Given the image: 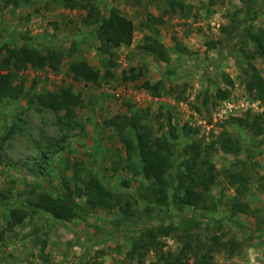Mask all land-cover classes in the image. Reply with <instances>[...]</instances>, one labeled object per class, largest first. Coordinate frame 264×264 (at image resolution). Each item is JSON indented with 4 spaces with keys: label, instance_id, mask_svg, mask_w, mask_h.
<instances>
[{
    "label": "rangeland",
    "instance_id": "rangeland-1",
    "mask_svg": "<svg viewBox=\"0 0 264 264\" xmlns=\"http://www.w3.org/2000/svg\"><path fill=\"white\" fill-rule=\"evenodd\" d=\"M95 4L101 16L115 7L133 24L132 42L113 48L111 56L97 51L96 25L85 23L83 8H65L62 0H25L18 7H3L0 0V70L3 45L26 43L41 52L64 53L55 71L11 69V80L20 88L16 97L0 102V191L7 198H0V264H121L131 241L144 228L160 223L179 227L163 238L167 250L179 249L184 230L203 240L217 234L232 251L216 252L215 264H264V135L255 136L245 122L235 120L264 117V111L241 105L254 100L246 86L251 78L248 60L264 76V59H248L255 46L247 41L249 31L264 29V0H95ZM150 15L163 22L148 23ZM148 37L163 44L166 61L144 48ZM80 58L101 75L109 68L112 76L93 83L73 79L68 66ZM140 70L143 73L135 80L123 78L124 73L129 77ZM144 81L157 84L158 94L145 89ZM66 85L76 96L71 116L36 97ZM217 90L229 94L217 99ZM224 101L238 107L218 117ZM131 114L142 116L155 135L166 133L170 125L177 129L166 205L150 203V181L139 172L136 152L127 159L119 135L104 124L115 115ZM224 131L239 140L240 152L226 153L215 143ZM195 138H201L202 152L217 172L205 205L197 208L179 205L175 199L176 175L186 158L183 148ZM230 172L240 173L247 182L231 185ZM90 174L129 201L133 216L121 220L116 204L91 209L83 195L73 196L77 208L71 221L30 211L22 223L6 228L8 210L22 209L30 189L54 194L64 188L63 177L74 188L81 186L77 177ZM234 200L248 204L251 213H233ZM115 219L119 221L114 223ZM155 258L150 252L146 259Z\"/></svg>",
    "mask_w": 264,
    "mask_h": 264
},
{
    "label": "trees",
    "instance_id": "trees-1",
    "mask_svg": "<svg viewBox=\"0 0 264 264\" xmlns=\"http://www.w3.org/2000/svg\"><path fill=\"white\" fill-rule=\"evenodd\" d=\"M22 1L25 0H2V6L18 7ZM82 1L83 3H80L79 0H62V4L65 8L71 10L77 7L87 10L84 21L86 24L96 25L97 51L111 56L113 48L129 45L132 42L133 24L129 19L122 16L117 8L111 7L106 16H101L95 0ZM179 5L181 4L179 3ZM149 22L153 24L161 23L163 19L150 15L148 17ZM248 34L247 41H252L255 46L254 53L249 54L248 59L251 61L255 56L264 59V29L261 28L257 32L249 31ZM214 45L215 43L212 41L210 47H214ZM3 48L6 53L1 60L3 68L0 70V102L7 97H16V92L18 93L20 88L14 86L11 80V69L19 71L30 64L34 68H50L55 71L64 56V53L55 50L41 52L26 43L15 47L3 45ZM144 48L158 60L166 61L164 46L157 38L148 37ZM109 64H112L110 60ZM3 69H6V72H3ZM68 71L73 79L92 83L97 82L100 77L109 78L112 76L109 68L101 75L99 70L93 68L83 58L71 61ZM248 71H250L251 78L246 83L247 90L254 100L264 101L263 74L249 60ZM142 73L140 70L138 73H132L129 77L124 73L123 78L125 80H135ZM224 79L231 83L229 76L225 75ZM142 86L152 91L153 95L158 94L157 84L152 85L149 81H144ZM228 94L227 90L216 91L217 99H225ZM36 97L40 103L50 109L64 110L68 116L72 115L73 106L76 104V96L71 92L68 85L61 87L58 92H41ZM205 102H207V99H204ZM141 117L138 114H131L130 116L115 115L113 118L106 120L104 124L112 126L119 135L127 159H131L136 152L140 166L139 172L145 179L150 181V203L153 205H166L169 202V187L172 185V181L168 177V171L172 167V140L178 138V132L176 127L170 125V129L166 133L155 135L152 129L142 122ZM235 120L239 123L245 122L249 131L255 136L264 135V117L262 115H253L250 120H243L242 118H235ZM187 129L192 131L193 134L198 133L197 129L189 127ZM215 141L226 153H237L242 148L239 140L225 131L221 132ZM183 150L186 158L183 161V170L176 175L178 193L175 199H177L179 205L194 208L204 206L205 194L216 179L215 165L207 158L206 151L202 152L201 138L192 139L184 146ZM203 154L206 157L204 159H202ZM77 178L81 186L77 184L72 188L63 177L64 188L54 194L45 190L30 189L24 200L25 206L22 209L10 208L8 210L9 219L6 228L9 230L22 223L30 211L45 213L53 220L71 221L76 216L75 208H77L73 196L81 197L83 195L87 206L91 209H108L116 204L121 210V220H128L130 216H133L134 211L131 208V203L122 200L120 194L106 188L95 175L90 174L84 178ZM228 179L231 185L244 184L248 180L240 173L234 172L228 173ZM0 198L7 199L1 191ZM230 209L233 213H251L248 204L237 200L231 203ZM150 216L152 217V215ZM118 221V219L113 220L114 223ZM178 229L179 227L173 223H160L156 226L144 228L131 241L130 248L125 255L126 261L121 264H215L213 258L216 252L221 249L232 251L229 244L220 235L213 234L203 240L187 230H184V235L179 237V249L176 251L165 249L163 238L172 235ZM76 240L81 241L79 237ZM150 252H153L156 258L147 261L146 258Z\"/></svg>",
    "mask_w": 264,
    "mask_h": 264
},
{
    "label": "built area",
    "instance_id": "built-area-1",
    "mask_svg": "<svg viewBox=\"0 0 264 264\" xmlns=\"http://www.w3.org/2000/svg\"><path fill=\"white\" fill-rule=\"evenodd\" d=\"M245 104V106H246V108L249 106V104H250V107H252L254 110H256V109H260V110H262V111H264L263 110V108H264V105L262 104V103H260L258 100H254V101H249V100H247L245 103H243V104H241L242 106ZM223 107H221L218 111H217V113L215 114L216 116H218V117H221L222 116V114L221 113H226L227 111H231L232 110V108H237L238 106H236V107H233V103H231L230 101H224L223 102ZM241 106V107H242Z\"/></svg>",
    "mask_w": 264,
    "mask_h": 264
},
{
    "label": "crops",
    "instance_id": "crops-1",
    "mask_svg": "<svg viewBox=\"0 0 264 264\" xmlns=\"http://www.w3.org/2000/svg\"><path fill=\"white\" fill-rule=\"evenodd\" d=\"M79 2H80V3H83L82 0H79ZM77 8H81V7H77ZM75 9H76V8H75ZM72 10H74V9H72ZM84 10H86V9H84ZM86 11H87V10H86ZM29 46H30V45H29ZM30 47H33V46H30ZM26 68L32 69V70L35 71V72H39V71L42 70V69L34 68V67H32L30 64H27ZM44 69H49V70H51L50 68H44ZM21 70H23V69H21ZM19 71H20V70H19ZM52 71H53V70H52ZM3 72H6V71H3Z\"/></svg>",
    "mask_w": 264,
    "mask_h": 264
}]
</instances>
